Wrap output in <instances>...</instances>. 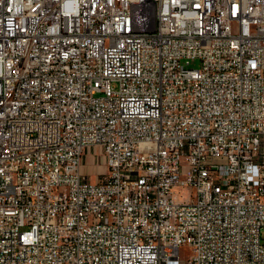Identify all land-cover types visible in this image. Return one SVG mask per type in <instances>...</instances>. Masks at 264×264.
I'll use <instances>...</instances> for the list:
<instances>
[{"label": "built area", "instance_id": "1", "mask_svg": "<svg viewBox=\"0 0 264 264\" xmlns=\"http://www.w3.org/2000/svg\"><path fill=\"white\" fill-rule=\"evenodd\" d=\"M0 264H264V0H0Z\"/></svg>", "mask_w": 264, "mask_h": 264}, {"label": "rangeland", "instance_id": "2", "mask_svg": "<svg viewBox=\"0 0 264 264\" xmlns=\"http://www.w3.org/2000/svg\"><path fill=\"white\" fill-rule=\"evenodd\" d=\"M200 62L199 61H195L193 62V66L197 67L199 66ZM91 157H95V161H97V168L101 171L104 172L105 170V166H104V160H103V156L101 155L99 149H97V151L95 152L94 149H92V156ZM90 160H92V158H90ZM90 163V162H89ZM93 163V162H92ZM91 165V164H90ZM93 170V169H92ZM92 179H95L94 176H92ZM190 254V248L188 246H183L181 248V258L185 259L187 258V256Z\"/></svg>", "mask_w": 264, "mask_h": 264}, {"label": "crops", "instance_id": "3", "mask_svg": "<svg viewBox=\"0 0 264 264\" xmlns=\"http://www.w3.org/2000/svg\"><path fill=\"white\" fill-rule=\"evenodd\" d=\"M92 156V152L88 154L85 162H84V165H83V169L85 171H92V169L94 170V168L96 167L97 165V161L94 160V157H91ZM90 158H92V160H90ZM90 162V163H89ZM93 162V163H92ZM91 164V165H90ZM104 166H106L105 162H104Z\"/></svg>", "mask_w": 264, "mask_h": 264}]
</instances>
